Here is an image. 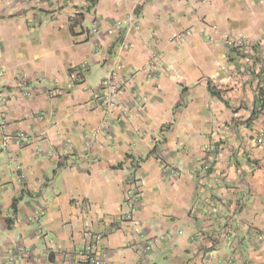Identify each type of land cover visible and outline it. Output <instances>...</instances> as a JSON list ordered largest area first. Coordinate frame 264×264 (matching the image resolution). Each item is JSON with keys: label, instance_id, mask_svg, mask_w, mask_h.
Here are the masks:
<instances>
[{"label": "crops", "instance_id": "obj_1", "mask_svg": "<svg viewBox=\"0 0 264 264\" xmlns=\"http://www.w3.org/2000/svg\"><path fill=\"white\" fill-rule=\"evenodd\" d=\"M1 98L0 264H264V0H0Z\"/></svg>", "mask_w": 264, "mask_h": 264}, {"label": "built area", "instance_id": "obj_2", "mask_svg": "<svg viewBox=\"0 0 264 264\" xmlns=\"http://www.w3.org/2000/svg\"><path fill=\"white\" fill-rule=\"evenodd\" d=\"M112 31L109 29V32ZM226 44H229L228 39L225 40ZM120 68V67H118ZM112 73L110 72L109 76L103 80L102 82V89L105 90V98L109 102H113L114 97H116L117 89L111 83ZM1 102L4 101L3 98L0 99ZM255 143L257 145L264 144V132H261L257 135ZM204 171L208 170V165L205 166ZM133 211V206L129 205V212ZM96 240H100V236H96ZM78 264H106L105 260L103 259L102 255L100 254L97 245L92 242H87L85 246L80 250L78 253Z\"/></svg>", "mask_w": 264, "mask_h": 264}, {"label": "trees", "instance_id": "obj_3", "mask_svg": "<svg viewBox=\"0 0 264 264\" xmlns=\"http://www.w3.org/2000/svg\"><path fill=\"white\" fill-rule=\"evenodd\" d=\"M95 0H90L91 3H94Z\"/></svg>", "mask_w": 264, "mask_h": 264}]
</instances>
